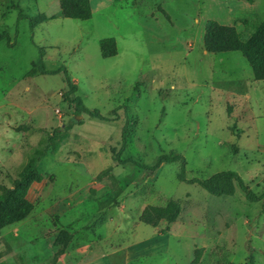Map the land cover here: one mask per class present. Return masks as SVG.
Returning <instances> with one entry per match:
<instances>
[{
	"label": "rangeland",
	"instance_id": "1",
	"mask_svg": "<svg viewBox=\"0 0 264 264\" xmlns=\"http://www.w3.org/2000/svg\"><path fill=\"white\" fill-rule=\"evenodd\" d=\"M93 16L61 14L59 0H0V184L12 185L30 155L57 130V147L39 163L44 178L29 198L34 209L0 230V264H264V197L212 195L178 178L180 162L154 172L122 157L154 164L159 155L185 156L188 179L232 170L264 192V80H256L241 51L207 52L206 22L234 25L247 39L264 19V0H91ZM19 4L47 21L31 28ZM168 16V17H167ZM113 36L118 54L104 57L100 40ZM63 65L91 109L109 120L77 114L64 98ZM78 115H81L78 118ZM76 118V120H74ZM117 206H100L114 180ZM179 200L174 222L146 224L148 204ZM62 229L72 234L55 246ZM200 251V252H199Z\"/></svg>",
	"mask_w": 264,
	"mask_h": 264
},
{
	"label": "trees",
	"instance_id": "2",
	"mask_svg": "<svg viewBox=\"0 0 264 264\" xmlns=\"http://www.w3.org/2000/svg\"><path fill=\"white\" fill-rule=\"evenodd\" d=\"M59 2L61 14L64 17L86 20L93 16L91 0H59ZM13 8L20 10L18 20H28L32 29L49 19V16L45 13L26 14L19 4H15ZM1 41H5L8 45H11L8 31H3L0 34ZM204 46L206 51L210 53L241 51L252 66L255 79L264 80V19L255 27V30L247 39H243L241 32L236 26L223 24L215 19H209L205 26ZM100 47L104 57H112L118 54V43L113 36L101 39ZM33 67L34 73L56 74L64 72L68 83V90L64 93V98L75 103L77 114L85 112L92 117L109 120L99 109L89 108L81 96L75 95L72 97V94L78 90V86L73 82L65 65L56 69H48L43 57H39L33 62ZM60 133V130L55 131L43 148H37L29 156L18 177L12 181V185L0 184V230L9 224L25 219L34 209V203L29 198V192L35 183L43 180L44 176L39 169V163L48 155L50 150H54L57 147V135ZM131 135L129 119L122 130L121 148L116 149V147H112L113 160L117 165L131 162L139 169L154 172L164 163L180 162L181 169L178 173V178L182 181L199 184L212 195H233L237 187H239L245 191L250 200H258L264 197V192L260 194L254 192L247 186L239 173L232 170L216 172L206 179H188L186 176L187 161L182 154H161L156 162L151 165L140 162L133 157L123 158L122 154L128 146ZM111 171L112 167H108L97 175L98 180L105 178L114 180V184L108 195L100 202V206L104 208L117 206L119 196L122 193V187L118 186L119 183L116 184L118 180ZM182 210L181 202L176 199H170L165 205L148 204L143 209L140 220L152 226H158L163 220L171 223L180 217ZM71 238L72 234L68 230L62 229L55 237L54 245L66 246L71 241Z\"/></svg>",
	"mask_w": 264,
	"mask_h": 264
},
{
	"label": "water",
	"instance_id": "3",
	"mask_svg": "<svg viewBox=\"0 0 264 264\" xmlns=\"http://www.w3.org/2000/svg\"><path fill=\"white\" fill-rule=\"evenodd\" d=\"M81 117V115H78V118H80Z\"/></svg>",
	"mask_w": 264,
	"mask_h": 264
}]
</instances>
